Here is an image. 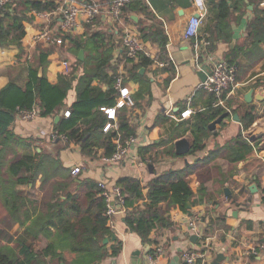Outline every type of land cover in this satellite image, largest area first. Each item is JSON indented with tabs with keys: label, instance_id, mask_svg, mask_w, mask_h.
<instances>
[{
	"label": "trees",
	"instance_id": "16d2710c",
	"mask_svg": "<svg viewBox=\"0 0 264 264\" xmlns=\"http://www.w3.org/2000/svg\"><path fill=\"white\" fill-rule=\"evenodd\" d=\"M62 1L14 0L6 7H0V44L17 45L20 48L19 61L27 63L25 68L28 71L23 85L12 79L0 91V200L5 209V217L0 224L6 220L10 223V228L0 225V264H101L108 257L118 256L122 250V242L118 239L111 247L109 242H105L107 238L111 240L114 234L99 182L90 177H81V166V171L73 175L71 168L62 163L57 153L37 144L39 138L24 137L15 132L13 127L23 111L37 107L41 117H59L54 131L57 136L66 137L65 146L71 141L76 142L82 154L90 158H95L101 149L104 156H111L117 149L119 138L125 142L126 138L135 134L128 107L116 111L119 129L104 131L109 118L102 108L117 104L120 92L116 83L120 74L112 67L113 45L105 33L88 31L94 22L88 24L84 34L79 35L62 31L60 12L50 16L53 18L47 27L63 39L61 44H55L65 47L76 57L70 62L69 70L59 75L57 83L49 80L46 71L52 49L37 46L38 64L33 62L32 54L25 50L23 40L27 35L26 25L34 20L31 12L52 13L60 8ZM211 1L217 10V24L208 38L209 49L214 51L217 42L231 39L232 31L229 28L232 14L242 8L246 9L250 3L255 8L254 16L248 23L245 47L256 52L262 50L257 57L261 59L264 56L261 47L264 45V0H237L239 3L234 2L233 5L230 4L232 0ZM129 10L144 13L150 22L144 24L140 20L137 23L141 25L142 38L158 43L161 50L155 59L142 51L139 62L135 63V60H126L125 51L121 47L125 60L132 64L124 81L133 80L141 84L138 97H135L137 104V99L151 89L150 78L140 74V69L160 61L169 64L165 68L170 69L172 63L167 57L168 35L161 22L148 11L142 0H135L124 7V13ZM129 19L132 21L131 17ZM82 49L85 52L84 60L79 59ZM40 68L44 71L42 76L39 75ZM95 81L98 84H94ZM73 88L76 89L77 98L70 107H66L68 93ZM210 105L207 104V109L197 112L194 121L187 122L189 125L184 131L190 129L193 135L188 154L205 149L210 138L218 135L217 129L210 130L208 126L212 119L226 109H214ZM245 105L244 112L240 111V118L244 128L248 129L254 123L257 113L252 105ZM243 106L232 107V112H238ZM65 110L70 111L68 117L65 116ZM252 141L259 145L264 142V136H258ZM231 143L228 146V157L235 162L246 159L255 146L242 134ZM38 147L41 151H38ZM167 150L169 154L176 155L174 145ZM8 151L16 155L6 164L4 157ZM154 151L150 145L139 148L143 158L146 155L153 158ZM215 154L212 150L204 157V161H210ZM193 172V167L188 166L157 174L147 184L131 176L117 181L127 207L125 222L144 242L157 243L158 240L151 238L152 231L173 226L171 216L162 210V203L169 208L179 206L184 212L189 211L188 204L195 206L198 200L189 184V176ZM38 182L40 197L36 192H28L19 187L26 186L33 190ZM206 190L202 183L198 192L199 201L206 199ZM153 251L151 249L150 254Z\"/></svg>",
	"mask_w": 264,
	"mask_h": 264
},
{
	"label": "crops",
	"instance_id": "0c3cea01",
	"mask_svg": "<svg viewBox=\"0 0 264 264\" xmlns=\"http://www.w3.org/2000/svg\"><path fill=\"white\" fill-rule=\"evenodd\" d=\"M56 1L61 3V0ZM98 1L107 8L111 0ZM142 1L148 11H151L165 28L168 35L167 57L172 64L170 63L171 66L168 69L165 67L169 64L160 61L145 68L144 73L140 72L150 78L151 89L147 90L142 98L137 99L135 107L128 108L131 111L130 123L136 138V142L129 148L128 158L120 163L110 164L104 161L102 149L95 158H90L82 154L81 147L76 142L71 141L65 146L67 141L62 138L63 135L57 136V132L54 131L56 117L53 116L38 115L32 120H25L18 116L13 126L14 130L24 137L39 138L37 144L57 153L62 163L71 170L81 166L83 171L81 177H90L98 182L107 181L110 185H117V181L126 176L140 179L143 184H147L155 175L162 172L193 167L194 172L189 176V184L196 193L195 198L198 201L191 210L192 216L200 218L199 227L203 233L201 237H198L197 242L191 241L193 233L188 225L191 217L189 211L184 212L179 206L169 208L167 204H161L165 214L171 216L173 226L152 231L151 238L158 240V244L144 242L140 235L127 226L126 209L114 215L115 224L114 228H111L114 236L108 240L109 247L115 245L116 239L120 240L122 250L118 256L108 257L101 264H145L146 252L150 254V250L155 249L157 245H162L165 253L155 263L149 261V264H182L185 262L183 254L188 250H197L204 254L196 264H264V252L259 255L247 254L251 246L264 241V150H260L264 142L255 145L252 141L258 136H264V102L256 100L258 92L264 89V56L257 59L262 50L258 53L245 47L247 27L254 16L255 6L248 3L246 9L242 8L232 14L229 28L232 31L231 39L217 42L216 49L211 51L208 38L217 24V10L214 3L209 0L207 12L203 15L199 38L204 41L203 49L200 60L197 61L195 40L186 39L184 36L189 18L196 13L190 1ZM234 2L238 1L232 0L230 4L233 5ZM104 11L106 12L107 9ZM56 12L58 13L59 9ZM105 12L97 15L92 22H87L86 15L81 14L80 25L73 34H84L88 30V24L94 22L88 31L103 32L110 40L114 56L112 67L118 74L128 75V69L132 66L125 60L124 51L121 49L126 28L134 29L139 33L147 55L154 59L159 56L161 50L158 43L149 39L144 40L140 31L141 25L137 24L140 20L144 24L146 21L150 22L144 13L129 10L123 14L122 22L114 23ZM31 14L34 20L26 25L27 35L23 40V46L32 54L35 64H38L36 62L38 45L52 49L46 71L49 80L57 83L59 75L67 72L63 62L70 63L76 57L65 47L45 39L33 41L34 35L45 25L47 26L53 18L50 16L55 14L49 17L41 16L36 11H32ZM261 47L264 50V45ZM210 56L227 59L238 65L237 82L224 96L225 104L230 108L245 104L252 105L257 113L256 119L248 129H245L242 119L236 121L234 116L240 117V111L243 113L246 105L235 113L231 109L229 111L231 115L216 125L218 135L210 138L205 149L195 154L178 155L175 146L178 139L186 137L192 144V130L185 132L184 129L189 125L187 122L194 121L197 112L207 109V104H211L210 107L214 109L219 107L223 110L227 107L224 104L219 105L212 93L197 88L202 82L198 71L205 64L212 65ZM19 57L20 48L17 45L0 44V91L12 79H16L22 85L25 83L28 75L25 68L27 63L20 62ZM137 62L139 59L135 60V63ZM94 84H98V81ZM126 85L134 99L138 97L141 84L138 81L129 80ZM252 89H254L253 100L247 102L246 95ZM76 98L77 92L73 88L68 93L66 107H70ZM209 100L210 102L207 103ZM187 109H191V112L185 117L183 112ZM66 111L68 110L64 112ZM226 111L228 110L224 112ZM43 132H46V135ZM240 134L255 146L246 159L235 162L228 157L230 155H228V146L232 145L231 141ZM250 138L253 139L250 140ZM149 145L155 150L153 158L148 155L143 158L139 148ZM172 145L176 155L169 154L167 150ZM37 149L41 151L40 147ZM212 150L216 152L214 158L204 161V157L208 156ZM202 183L207 189V196L203 201H199L198 192ZM252 185L254 186L251 188ZM226 189L228 192L225 191ZM176 257H179L178 261L175 260Z\"/></svg>",
	"mask_w": 264,
	"mask_h": 264
},
{
	"label": "built area",
	"instance_id": "2783aa9c",
	"mask_svg": "<svg viewBox=\"0 0 264 264\" xmlns=\"http://www.w3.org/2000/svg\"><path fill=\"white\" fill-rule=\"evenodd\" d=\"M14 0H0V7H6ZM135 0H111L108 4V7L105 8L102 2L98 0H63L59 8L61 13L60 18V28L62 31L67 33H74L75 30L79 27V17L81 14L86 15V21L91 22L97 15L103 14L104 9H107L105 12L111 17V21L114 23L122 22L124 7L132 3ZM192 6L195 8L196 13H193L189 18L186 28L184 31V36L186 39H194V47L196 50V60L199 61L202 49L203 42L200 38L201 26L203 24V15L207 12V4L209 0H189ZM41 16L49 17L51 14L57 15L56 11L52 13H41L37 12ZM199 13L200 17L196 16ZM41 39H45L48 42L61 44L63 39L57 36L54 31L45 27L40 32L36 33L33 37V41L38 42ZM122 47L125 51L126 60H138L139 55L142 51H145L144 42L141 39L138 32L134 29L126 28L124 35L122 37ZM212 61V70L207 76L204 82H201L197 88L204 89L209 93H212L217 99L218 104H224L225 109L231 111V108L225 104V95L229 90H231L237 82L238 77V65L234 62H231L227 59H217L212 56L209 57ZM64 66L66 71L69 70V62L64 61ZM116 88L120 92L119 99L117 104L113 107H104L102 108L108 115L109 121L104 126V131L109 132L111 130H118L119 123L116 116V111L122 107L133 108L136 105L135 99L129 87L124 81V75L120 74L117 79ZM191 112V109H187L183 112V116L187 117ZM39 115V110L37 107H34L31 110L23 111L19 116L25 120H32ZM66 116L70 115V111L65 112ZM55 135V134H54ZM53 135V136H54ZM56 136V135H55ZM63 138L66 137L63 135ZM136 142L134 136H130L125 142L118 139V146L116 151L111 156L104 157L106 163H117L121 162L124 159H127L129 156V148L132 144ZM81 171V167L77 166L72 169V174L77 175ZM99 186L102 189L101 195H103L107 202V214L109 216L110 228H114V215L118 211H126L127 207L125 206V197L122 192L121 187L115 184H111L107 181H100ZM200 218L198 216H191L189 219V228L193 234H197L198 237L203 235L201 228L199 227ZM261 252H264V241H261L248 250V255H259ZM165 253L162 245H157L152 254L148 255L150 263H155L156 260ZM204 254L197 250H188L183 254V260L187 264H196L202 258Z\"/></svg>",
	"mask_w": 264,
	"mask_h": 264
},
{
	"label": "water",
	"instance_id": "95a60500",
	"mask_svg": "<svg viewBox=\"0 0 264 264\" xmlns=\"http://www.w3.org/2000/svg\"><path fill=\"white\" fill-rule=\"evenodd\" d=\"M196 16L200 17V14L197 13ZM84 57H85V52L84 50L82 49L79 53V59L80 60H84ZM212 70V65L209 66L208 64L206 65H203L202 68L199 69L198 73H199V76H200V79L202 82H204L207 78V76L210 74ZM145 71V68H141L140 72L141 73H144ZM39 75L42 76L43 75V69L41 68L39 70ZM253 94H254V89H252L247 95H246V101L247 102H252L253 100ZM256 100L259 101V102H264V89L260 90L256 96ZM231 114L229 111H226V112H223L217 119H215L214 121H212L210 124H209V129L210 130H214L216 128V125L218 123H221L224 119H226L227 117H229ZM59 120V117H56V121L58 122ZM234 120L236 121H240V117L238 115H235L234 116ZM175 146H176V153L178 155H185L187 153L190 152L191 150V147H192V144L191 142L186 138V137H183L181 139H178L175 143ZM254 185L251 186V188L253 187ZM226 192H228V190L226 189L225 190ZM192 206L191 204H188V209H189V215L192 216V210H191ZM197 239H198V235L197 234H193L192 237H191V241H193V243H196L197 242ZM105 242H108V238L105 239ZM148 251L146 252V257H145V261L144 263L145 264H149V260H148ZM175 260H179V257H176Z\"/></svg>",
	"mask_w": 264,
	"mask_h": 264
},
{
	"label": "rangeland",
	"instance_id": "374dc122",
	"mask_svg": "<svg viewBox=\"0 0 264 264\" xmlns=\"http://www.w3.org/2000/svg\"><path fill=\"white\" fill-rule=\"evenodd\" d=\"M44 135H46V132H43ZM18 150H21V148H18ZM15 152L13 151H8L4 157V161L5 163L7 164L14 156H15ZM106 157V156H104ZM119 163V162H117ZM6 164H4V170H6ZM40 186V183L38 182L37 183V186L35 189L31 190L29 188H27L26 186H19L20 188L28 191V192H36L37 196L40 197L41 196V192H38V187ZM5 209L3 207V204H2V201L0 200V222H2V219L5 217ZM3 224L7 227V228H10V223L8 220H6L5 222L3 221ZM2 223L0 225H3Z\"/></svg>",
	"mask_w": 264,
	"mask_h": 264
}]
</instances>
